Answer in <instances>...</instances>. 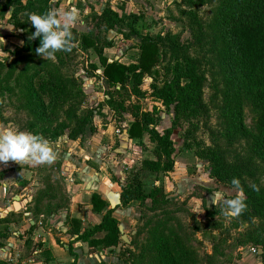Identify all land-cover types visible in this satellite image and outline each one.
<instances>
[{
    "label": "rangeland",
    "instance_id": "374dc122",
    "mask_svg": "<svg viewBox=\"0 0 264 264\" xmlns=\"http://www.w3.org/2000/svg\"><path fill=\"white\" fill-rule=\"evenodd\" d=\"M24 1L0 0V14H2L0 24L13 26L12 30H9L0 25L2 30L9 31L0 35L4 37V40L8 35L14 37L12 40L7 38L8 41L5 40L4 46L0 44V48L9 53L8 59L0 62V97L7 98V103L0 106L1 118L7 121L12 120L16 129L42 134L50 141L52 147L59 138L62 140L67 138L69 127L73 126L78 115L82 112L90 113L92 122L95 119V113H103L104 107L112 110L105 114L115 117L119 132L128 127L131 121L128 118L133 117L132 113H140L142 110H149L154 116L160 115L156 125L158 129L170 124L174 116L173 105L165 108L154 96L135 94L128 82L127 86L116 90L114 84H108L102 78L100 67L98 65L96 68L93 67L94 63H99L94 47H84L80 41H77L78 39H74L71 52L59 51L54 59L61 70L75 76L77 83L73 86V91L78 94L73 96L71 106L65 102L56 107L54 119L50 122L39 123L34 120L23 106L22 97L19 96L18 80L15 78L22 63H17L15 68L11 65V61L16 56L25 52L22 46L26 32L35 30L27 15L31 12L22 5ZM61 1L63 11L70 10L72 4L79 10L80 17L75 26L80 27L81 31L92 28L96 35L111 40V44L97 45L103 54L123 62L128 63L139 59L138 43L141 35L170 34L178 38L188 54L196 60L203 74V94L208 105V112L206 115L179 117L177 126L171 133L175 148L173 157L177 162L176 169L178 171L182 169V172L184 168H190V171L200 168L202 173L209 172V161L195 153L201 147L221 146L229 158L252 154L253 171L247 174V180L252 185L264 184L263 161L251 149V140L256 129L255 110L250 101L247 99L242 101L243 132L235 137H229L226 132L227 118L222 100L226 83L216 51L211 44L209 29L212 7L216 0H75L74 3L68 0H50L49 10H59ZM39 4L37 0V5ZM14 6L18 8L9 20L8 14ZM106 7L113 8L121 19L120 24H115L113 28H107L100 16ZM81 18L84 22H80ZM75 30L77 27H73V34ZM159 56L155 69L144 74L139 85L141 91L150 90L152 83L160 87L166 79H169L170 65L173 62L170 46H162ZM154 105L160 107V110H153ZM85 133L88 134L84 129V132L75 138L76 142L81 144ZM138 138L136 143H145L146 153L152 155L153 142H149L148 138L146 140ZM139 163L140 161L133 160H130V163L127 162L125 170L128 176L136 170ZM159 179L168 194L176 190L178 183L180 184L179 181L169 183L164 175ZM154 182L153 176L144 178V184L148 187ZM220 188H231V186L221 184L215 178V184L194 186V189H191L197 198L187 199L190 195L188 196L186 192L184 199H171L167 210L170 211L169 215L172 218L174 216L172 222L177 224L183 237L198 250V264H264V217L255 216L249 221L241 220L239 223L236 217H225L224 206L211 202L212 193ZM203 191L209 194V200L204 197ZM149 204V202L138 203L137 215L131 224V228H136L138 232L128 243L130 247L124 246L133 252L129 255L125 254L130 260L132 255L134 258L138 257L136 264H148V260L140 254L146 241L148 226L146 221L148 219L154 221L157 213L160 212L159 209L149 207ZM259 247L262 249L261 252H258ZM22 260H27L26 256H23Z\"/></svg>",
    "mask_w": 264,
    "mask_h": 264
},
{
    "label": "trees",
    "instance_id": "16d2710c",
    "mask_svg": "<svg viewBox=\"0 0 264 264\" xmlns=\"http://www.w3.org/2000/svg\"><path fill=\"white\" fill-rule=\"evenodd\" d=\"M25 0L23 7L31 13L43 14L50 8V0ZM204 1V0H198ZM18 6L12 7L9 15L11 20ZM2 14H0L1 18ZM105 26L113 28L120 24V17L113 8L106 7L100 14ZM211 31V44L216 51L222 74L226 83L223 96V110L225 112L226 132L229 137H235L243 132L242 101L251 102L254 110L256 132L251 140V149L258 155L264 164V0H216L212 7L209 21ZM35 30L26 32L22 50L12 61L13 68L17 63H22L16 73L19 86V96L22 97L23 106L39 123H47L54 119L56 107L65 102L70 105L73 96L78 92L73 91L77 81L75 76L66 74L54 59L45 60L36 53L42 37L30 39ZM128 35V34H125ZM74 39H78L84 47H94L98 54L99 63L93 67H100L103 79L108 84H114L116 90L127 86L137 95H150L161 100L163 107L173 105L174 116L169 125L162 129L157 128L160 115L154 116L149 110L134 112L133 120L129 122L126 133L129 137H139L143 132L153 142L152 157L141 159L139 166L133 173L135 177L126 178L120 185V204L126 205L132 199L144 203L150 199L149 207L159 209L154 221H146V241L140 254L148 264H198V250L188 242L177 224L167 210L171 199L167 196L163 184L159 181L154 186H146L144 178L153 176L159 179V172L169 173L174 167L173 152L175 150L171 133L177 126L179 117L189 115H206L208 105L203 94V74L196 60L180 44L175 36L166 35H141L138 47L139 59L125 63L118 58L109 59L99 49L98 44H111V40L101 38L93 33V29L75 30ZM170 46L173 62L170 65L169 79L159 87L150 84V90L139 88L145 73L154 70L159 62L162 46ZM80 93V91H79ZM72 105V104H71ZM70 105V106H71ZM160 110L154 105L153 110ZM156 114V113H155ZM0 119L1 116H0ZM91 114L83 112L75 118L73 126L69 127L68 138L75 139L82 134L85 125L90 121ZM197 156L205 157L209 161V175L215 177L221 184L231 186L235 177L241 182L245 191L248 208L239 217L241 220H251L255 216L264 217V184L259 185V191L252 189V184L247 180V174L253 171L252 154L229 158L221 146H205L198 149ZM44 193V192H41ZM40 193V194H41ZM97 193L92 194L93 204ZM113 208H108L101 220L78 232L72 240L63 245L74 255L69 264H74L76 253L73 251L72 242L85 241L88 251L92 252L97 246L109 247L117 245L121 238L118 220L112 216ZM172 215V214H171ZM154 216V215H152ZM34 224L30 225V229ZM104 230L101 237L95 236L97 231ZM137 230L135 234H137ZM28 242V238L26 239ZM124 243V241H122ZM130 245V244H129ZM130 247V246H129ZM132 254L131 249L121 251L127 264H136L137 258L132 255L131 260L125 254ZM2 264H6L2 262Z\"/></svg>",
    "mask_w": 264,
    "mask_h": 264
},
{
    "label": "crops",
    "instance_id": "0c3cea01",
    "mask_svg": "<svg viewBox=\"0 0 264 264\" xmlns=\"http://www.w3.org/2000/svg\"><path fill=\"white\" fill-rule=\"evenodd\" d=\"M68 1L74 3L75 0ZM59 5L58 11H63L62 1ZM5 32L9 31L0 27V33ZM7 38L12 40L14 37L8 35L6 41ZM109 111L112 110L104 107L103 113H95V119L85 125L88 134H84L81 144L76 139L59 138L53 145L57 160L51 165H20L12 161L7 165L0 164V264H69L74 255L63 244L72 240L76 231L99 222L110 207L126 240L121 237L124 243L97 246L92 252L87 250L85 241L75 240L72 242L76 253L74 264H127L120 253L135 234L136 228H131V224L136 218L139 200L132 199L121 205L120 185L116 178L121 182L132 179L133 173L128 176L125 170L127 162L141 161L153 154L146 153L145 143H136L138 137H129L126 128L119 132L115 117L105 114ZM128 119L133 120V117ZM0 123L13 125L12 120L3 118ZM146 138L148 134L143 132L138 139ZM147 146L151 147L150 144ZM176 167L177 162L168 174L159 172V178L164 175L169 183L180 182L176 190L167 194L170 199H184L186 192L190 195L187 199L197 198L191 190L194 186L215 184V177L209 172L202 173L200 168L195 171L184 168L181 172L182 169L178 171ZM158 182L155 179L152 186ZM94 192L97 197L93 204ZM203 193L209 200V194ZM145 202L150 203V199ZM31 224L34 227L29 230ZM104 233L100 230L95 236L101 237ZM23 256L27 260H22Z\"/></svg>",
    "mask_w": 264,
    "mask_h": 264
},
{
    "label": "clouds",
    "instance_id": "9594fccd",
    "mask_svg": "<svg viewBox=\"0 0 264 264\" xmlns=\"http://www.w3.org/2000/svg\"><path fill=\"white\" fill-rule=\"evenodd\" d=\"M10 15V14H8ZM28 19L35 28L30 39L42 37L36 53L45 60L55 59L59 51L71 52L74 47L72 29L79 20V10L75 7L67 11L48 10L43 14L28 13ZM12 30L13 26H6ZM0 37V44L5 45ZM9 53L0 48V62H4ZM7 103L6 96L0 97V106ZM57 160V152L50 141L42 134L21 131L13 125L0 123V164L7 165L10 161L17 164L51 165ZM254 191L259 187L252 185ZM244 188L238 178L231 180V188H220L212 193L211 202L223 205L225 217H239L248 208Z\"/></svg>",
    "mask_w": 264,
    "mask_h": 264
},
{
    "label": "water",
    "instance_id": "95a60500",
    "mask_svg": "<svg viewBox=\"0 0 264 264\" xmlns=\"http://www.w3.org/2000/svg\"><path fill=\"white\" fill-rule=\"evenodd\" d=\"M119 230L122 231V228L119 226ZM121 237L126 240V235L122 233ZM262 249L259 247L258 252H261Z\"/></svg>",
    "mask_w": 264,
    "mask_h": 264
},
{
    "label": "built area",
    "instance_id": "2783aa9c",
    "mask_svg": "<svg viewBox=\"0 0 264 264\" xmlns=\"http://www.w3.org/2000/svg\"><path fill=\"white\" fill-rule=\"evenodd\" d=\"M118 131H119V129H118ZM253 250H255V249L253 248ZM10 259H12V258H10Z\"/></svg>",
    "mask_w": 264,
    "mask_h": 264
}]
</instances>
